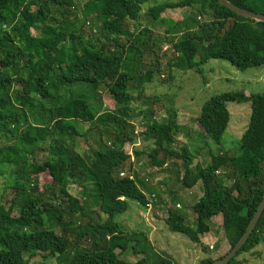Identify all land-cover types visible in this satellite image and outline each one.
<instances>
[{
  "label": "trees",
  "instance_id": "1",
  "mask_svg": "<svg viewBox=\"0 0 264 264\" xmlns=\"http://www.w3.org/2000/svg\"><path fill=\"white\" fill-rule=\"evenodd\" d=\"M154 1H163L148 8L154 20L166 22L160 15L168 9L197 13L172 25L182 27V34L173 46L176 56L168 63L171 72L202 74L211 60L227 61L241 72L264 68V22L241 17L217 0H87L82 15L92 20L105 41L95 34L86 38L71 21L76 0H0V140H13L0 141V177H7V189L16 195L7 206L0 204V264H32L35 258L43 264L52 258L58 264H133L120 257L130 243L133 255H148V247L138 249L145 239L115 222L127 212L129 201L144 208L149 204L125 150L139 137L153 145L152 168L163 169L169 158L182 159L181 186L190 190L201 185L202 197L192 206L195 227L169 208L165 221L170 232L202 246L201 236L211 231L209 223L219 216L231 249L245 233L264 196V91L223 93L203 104L197 117L200 136L218 146L230 124L229 103L250 104L251 116L239 155L209 149V162L195 163L196 154L176 138L182 126L173 117L158 122V98L146 95L145 86L160 72L159 59L152 61L155 44H149V30L132 33L126 28L128 22L139 21L145 4ZM228 1L264 14V0ZM208 13L210 21H199ZM146 56L152 62L143 73ZM140 102L147 119L137 133L132 105ZM82 126L89 128L83 132ZM88 133H94L95 145L83 155L76 141ZM134 152L137 158L145 154ZM39 153L47 154L39 160ZM42 174L51 181L40 189L37 178ZM74 182L99 212L86 209L70 193ZM261 244L264 212L229 264H237L241 254ZM150 257L134 264H150ZM154 257L155 264H174ZM217 260L206 258L199 264Z\"/></svg>",
  "mask_w": 264,
  "mask_h": 264
},
{
  "label": "rangeland",
  "instance_id": "2",
  "mask_svg": "<svg viewBox=\"0 0 264 264\" xmlns=\"http://www.w3.org/2000/svg\"><path fill=\"white\" fill-rule=\"evenodd\" d=\"M86 1L76 0V6L72 9L73 16L70 17L71 21L75 22L78 28L83 29L86 38L90 39L93 36L92 34H95V38L98 37L105 41L98 28L93 27L92 20L86 21L82 15V9ZM166 1L177 2L178 0ZM161 2L163 1L145 4L139 21L135 23L128 22L126 26L132 33L147 28L149 30L147 33L149 44H155V55L152 61L155 62L156 58L159 59L160 72L156 73L153 83L145 86L146 95L157 96L158 98L157 104L160 112L155 119L158 122H165L173 117V120L182 126L183 129L176 138L178 143L181 145L186 144L191 152L196 154L195 163L201 165L208 163L209 149L215 154L227 152L234 156L239 155L240 139L250 121V104H228L231 120L221 146L216 145L206 135L200 136L203 133L197 123V117L201 113L203 104L215 95L241 91L248 94L262 93L264 91V68L241 72L227 61L211 60L203 66L202 74L195 71L176 69L171 72L168 63L176 56L173 46L180 40L182 34L180 32L182 27L172 28V25L185 21L196 12L192 11L191 14L189 9H168L160 15V18L166 20V22L154 20L147 15L148 8ZM210 20L211 13L199 18V21L202 22ZM146 57L144 61L147 65H144L141 69L143 73L149 69L152 62L148 58L149 56ZM105 96L106 94L103 95V97ZM105 101L107 102V99ZM106 106H108L107 103ZM132 108L136 109L132 113V116L136 118L133 119L135 130L137 133H141L147 119L145 115L146 107L140 102L134 103ZM140 113L141 116L139 117ZM88 128L89 126H82L81 131L85 132ZM24 130L25 127L20 133L22 134ZM95 138L94 133H88L86 138L78 139L76 141L77 150L83 155H89L91 147L95 145ZM0 141L4 143L6 140L1 139ZM8 142L12 144L13 140ZM105 144H109V141L106 140ZM43 147L48 152L50 141H46ZM152 148V143L144 142L140 137L134 145L127 144L125 146V150L132 155L131 162L134 166V172L141 180L139 186L146 194L149 204L144 208L134 201H129L127 212L117 216L115 222L121 223L125 231L129 233H138L140 240L145 239L143 245H139L138 249L141 250L144 246L148 247L149 251L145 250L148 255H133L131 249L133 243H130L128 251L121 254L120 257L134 264L145 256L149 258V255H151L150 264H155L154 256L156 254L171 259L174 264H199L206 258L217 260L225 256L231 247L223 231L222 218L219 216L209 223L211 231L201 236L202 246L207 248V251L201 245L191 242L188 237L169 231L165 221L169 208L176 209L184 215L187 226L195 227L196 218L192 206L202 196L201 185L190 190L181 186L178 172L183 167L182 159L169 158L163 169L152 168L149 159V152ZM135 150L145 154L137 158L134 155ZM46 154L39 153L37 158L41 160ZM123 173L128 175L127 170H124ZM222 174L224 173H220L221 176ZM50 181L51 178L47 174H42L37 178L38 187L41 189L44 184ZM7 183L6 176L0 177V204L5 206L16 197L12 190L7 189L9 187H7ZM143 185L148 186V189L144 188ZM69 191L74 197L85 203L86 209L99 212L97 204L92 198H88L83 194L82 188L77 183H72ZM17 210H19L18 207L14 215H18ZM103 218L106 219V217ZM42 262L41 258H35L32 264H43ZM237 262V264H264V244L259 245L250 253L241 254L237 258ZM47 264L58 263L55 258H52L47 261Z\"/></svg>",
  "mask_w": 264,
  "mask_h": 264
},
{
  "label": "water",
  "instance_id": "3",
  "mask_svg": "<svg viewBox=\"0 0 264 264\" xmlns=\"http://www.w3.org/2000/svg\"><path fill=\"white\" fill-rule=\"evenodd\" d=\"M222 6L225 8L231 10L232 12H235L237 15L250 19L255 20L257 22H264V14H259L253 11L241 9L234 4L230 3L228 0H217ZM264 212V196L259 204L252 220L250 221L249 226L247 227L245 233L239 240V242L220 260H217L211 264H229L232 259L235 258L237 253L245 246V244L248 242L252 232L256 228L262 214Z\"/></svg>",
  "mask_w": 264,
  "mask_h": 264
},
{
  "label": "crops",
  "instance_id": "4",
  "mask_svg": "<svg viewBox=\"0 0 264 264\" xmlns=\"http://www.w3.org/2000/svg\"><path fill=\"white\" fill-rule=\"evenodd\" d=\"M199 185H197L196 187H194L193 189L197 188ZM202 197V196H201Z\"/></svg>",
  "mask_w": 264,
  "mask_h": 264
},
{
  "label": "built area",
  "instance_id": "5",
  "mask_svg": "<svg viewBox=\"0 0 264 264\" xmlns=\"http://www.w3.org/2000/svg\"><path fill=\"white\" fill-rule=\"evenodd\" d=\"M127 152V151H126ZM127 154H129L128 152H127ZM130 155V154H129ZM131 157H132V155H130ZM123 175V174H122Z\"/></svg>",
  "mask_w": 264,
  "mask_h": 264
}]
</instances>
